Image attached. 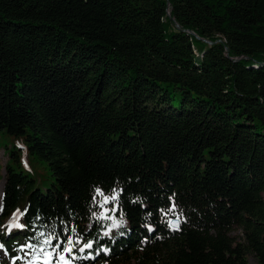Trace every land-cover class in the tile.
<instances>
[{
    "label": "trees",
    "instance_id": "obj_1",
    "mask_svg": "<svg viewBox=\"0 0 264 264\" xmlns=\"http://www.w3.org/2000/svg\"><path fill=\"white\" fill-rule=\"evenodd\" d=\"M0 135V264H264V0H0Z\"/></svg>",
    "mask_w": 264,
    "mask_h": 264
},
{
    "label": "rangeland",
    "instance_id": "obj_2",
    "mask_svg": "<svg viewBox=\"0 0 264 264\" xmlns=\"http://www.w3.org/2000/svg\"><path fill=\"white\" fill-rule=\"evenodd\" d=\"M9 146H12V148H14L17 151V153L19 154V160L22 163L21 164L22 169H26V166L24 165L26 158L24 157V149L21 148L20 142L18 140H13L11 137L7 135H0V174H3V164L7 159L6 152H3V151L7 150ZM36 172L42 178V180L44 181V184H48L50 182L52 177L49 175L48 170H46L45 162H38L36 164ZM1 185H2V178H0V193H1ZM262 196L264 198V194H262ZM106 209H107V206L104 205L101 208V212H104ZM114 222L116 221H113L109 225V227H107L104 231H102L103 235H110V236L113 235V231L117 228V226L116 227L112 226ZM8 223H9L8 220H6L5 230H8V227H7ZM120 224H124V222L122 221L121 223L118 224V226ZM229 235L235 241H239V242L243 241L242 233L238 227H233L230 230ZM61 256H63V254L58 255L57 264H68V261H66L65 258L63 260L60 259ZM6 259H7L6 253L0 248V262ZM17 260H19V264H52L51 258L47 261L45 257L43 256V254L40 256L34 255V254H31L29 251L21 252ZM247 261L249 264L254 263V259L252 258L250 254H247ZM8 264H14L13 259H9Z\"/></svg>",
    "mask_w": 264,
    "mask_h": 264
},
{
    "label": "snow or ice",
    "instance_id": "obj_3",
    "mask_svg": "<svg viewBox=\"0 0 264 264\" xmlns=\"http://www.w3.org/2000/svg\"><path fill=\"white\" fill-rule=\"evenodd\" d=\"M96 193L97 195H103V193L101 192V190L99 188L96 189ZM117 198V194H113L111 197H108V196H104V203H107L109 199H112V200H115ZM174 207V206H173ZM19 214V215H18ZM24 213L23 212H20L19 210H17V212H14L13 215H12V219L9 221L7 227H8V231H9V235H11V232H12V228L15 227V228H23L24 225L20 224L18 222V219H19V216L23 215ZM104 214L101 213V216H103ZM109 219L111 217H108ZM122 221H116L114 222V224L112 225L113 227H116L118 226L119 223H121ZM178 220L177 221H172L170 223V226L171 227H176L178 225ZM45 244H48L50 243V239H46L44 241ZM3 245L0 244V248H2ZM27 247H32V245H27ZM92 247V242H87L84 244L83 248L81 249V251H83L84 249H87V248H91ZM71 249L70 248H65L64 251H70ZM45 255L47 256L48 253H45ZM61 260L64 259L63 256L60 257Z\"/></svg>",
    "mask_w": 264,
    "mask_h": 264
},
{
    "label": "water",
    "instance_id": "obj_4",
    "mask_svg": "<svg viewBox=\"0 0 264 264\" xmlns=\"http://www.w3.org/2000/svg\"><path fill=\"white\" fill-rule=\"evenodd\" d=\"M166 13L169 14V10H167ZM174 26H175V28H179V25H178L176 22H174ZM187 32L191 33V31H187ZM205 41L208 42V43H210V42L207 41V40H205ZM225 52H226V49H225ZM172 221H177V219H176V218H171V219L169 220V225H170V223H171ZM176 227H177V226H176ZM176 227H172V228H176Z\"/></svg>",
    "mask_w": 264,
    "mask_h": 264
}]
</instances>
